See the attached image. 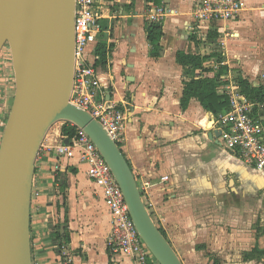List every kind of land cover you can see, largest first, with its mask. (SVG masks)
<instances>
[{
	"label": "crops",
	"instance_id": "crops-1",
	"mask_svg": "<svg viewBox=\"0 0 264 264\" xmlns=\"http://www.w3.org/2000/svg\"><path fill=\"white\" fill-rule=\"evenodd\" d=\"M194 3L163 0L165 37L160 56L154 58L146 23L155 5L98 0V43L114 45L107 63L98 65L99 76L106 98L126 113L120 147L147 208L184 264H209L213 256L223 264H257L264 258L246 260L244 253L264 250V171L209 136L219 130L213 124L216 116L197 99L181 107L188 77L177 53L207 56L216 49L212 40L193 31ZM230 27L232 35L222 51L223 63L231 68L226 79L237 85L240 70L254 85L264 84V0H244ZM65 139L62 125L49 132L35 161L32 263L62 264L63 251L57 252L53 234L58 227L67 234L63 242L71 264H136L109 249L111 215L104 195L77 149L57 156L56 146Z\"/></svg>",
	"mask_w": 264,
	"mask_h": 264
},
{
	"label": "water",
	"instance_id": "water-1",
	"mask_svg": "<svg viewBox=\"0 0 264 264\" xmlns=\"http://www.w3.org/2000/svg\"><path fill=\"white\" fill-rule=\"evenodd\" d=\"M76 0H0V54L10 45L15 94L0 142V264H33L35 161L50 128L70 122L96 144L121 186L134 224L160 264H184L154 221L136 176L104 125L70 101ZM221 130L209 133L219 138ZM69 143V138L64 140Z\"/></svg>",
	"mask_w": 264,
	"mask_h": 264
},
{
	"label": "built area",
	"instance_id": "built-area-1",
	"mask_svg": "<svg viewBox=\"0 0 264 264\" xmlns=\"http://www.w3.org/2000/svg\"><path fill=\"white\" fill-rule=\"evenodd\" d=\"M243 9L244 0H195L192 11L195 23L193 31L206 39L212 29L216 30L220 33L217 42L225 47L226 40L232 35L230 22H235ZM166 14L165 7L155 6L147 18L152 22H162ZM101 16L98 0H76L74 81L70 101L98 119L120 145L127 116L125 111L106 98L95 63ZM226 77L223 76L227 83L221 90L229 96L230 106L228 111L216 116L213 124L221 130L219 138L226 149L245 164L264 171V116L261 113L263 105H258L256 113V105L240 92L238 85L228 81ZM5 124L6 122L0 121V126ZM74 149L79 151L81 161L88 165V176L100 187L104 195L111 215L108 235L111 252L122 253L136 264H160L141 238L131 217L124 192L110 165L96 144L80 128L69 138V143L61 142L56 146V154L58 157L67 156ZM144 186L146 187L147 183ZM62 250L63 255L70 261L67 258L66 246Z\"/></svg>",
	"mask_w": 264,
	"mask_h": 264
},
{
	"label": "trees",
	"instance_id": "trees-1",
	"mask_svg": "<svg viewBox=\"0 0 264 264\" xmlns=\"http://www.w3.org/2000/svg\"><path fill=\"white\" fill-rule=\"evenodd\" d=\"M152 5L163 6V0H147V7ZM146 32L151 47L150 54L152 57L158 58L162 47L161 41L165 37L162 22L148 20L146 23ZM218 38H220V33L212 29L208 34V39L216 44V49L210 55L201 56L187 54L182 51H179L176 55L177 62L185 68V75L188 77L181 99V107L183 109L188 107L193 98L200 102L205 111L211 112L215 116L229 109V96L221 88L227 83L223 79V76L227 75L231 68L227 64H222L225 58L217 42ZM113 48V44H97L95 48V63L97 66L107 63L109 54ZM215 65L218 66L215 67ZM238 73L239 75L235 79L238 88L244 96L256 105L255 112L257 113L258 105H264V84L254 85L248 77H244L241 74L240 70H238ZM77 129L78 127L76 125L70 122H64L62 124V135L72 138L77 133ZM57 204L60 208L61 204L59 202ZM53 234L57 239L56 250L61 254L65 246L63 241H67V234H62L58 227H55ZM262 258H264V250L258 247L253 248L250 252L244 253V259L246 260H261ZM62 264H71V261H68L62 255ZM209 264H223V262L219 257L213 256L210 258Z\"/></svg>",
	"mask_w": 264,
	"mask_h": 264
},
{
	"label": "rangeland",
	"instance_id": "rangeland-1",
	"mask_svg": "<svg viewBox=\"0 0 264 264\" xmlns=\"http://www.w3.org/2000/svg\"><path fill=\"white\" fill-rule=\"evenodd\" d=\"M227 42V40H226ZM220 43V42H219ZM228 43V42H227ZM226 43V44H227ZM220 49L223 51L224 47L219 44ZM15 94V72H14V61L11 56V49L9 44H5L0 54V121L6 122L13 98ZM64 122H57L54 124L49 132L57 130ZM212 126V124H209ZM4 127L0 126V142L4 132ZM48 132V133H49ZM257 264H264V262H258Z\"/></svg>",
	"mask_w": 264,
	"mask_h": 264
}]
</instances>
